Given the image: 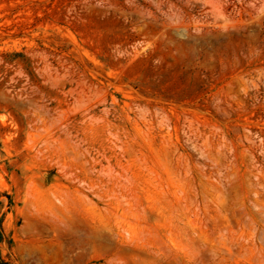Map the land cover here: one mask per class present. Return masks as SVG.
Instances as JSON below:
<instances>
[{
  "label": "rangeland",
  "instance_id": "obj_1",
  "mask_svg": "<svg viewBox=\"0 0 264 264\" xmlns=\"http://www.w3.org/2000/svg\"><path fill=\"white\" fill-rule=\"evenodd\" d=\"M0 264H264V0H0Z\"/></svg>",
  "mask_w": 264,
  "mask_h": 264
}]
</instances>
